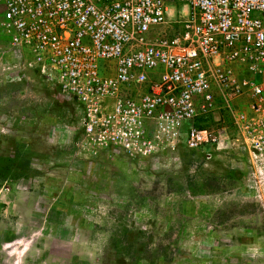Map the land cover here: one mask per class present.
Listing matches in <instances>:
<instances>
[{
    "label": "rangeland",
    "instance_id": "1",
    "mask_svg": "<svg viewBox=\"0 0 264 264\" xmlns=\"http://www.w3.org/2000/svg\"><path fill=\"white\" fill-rule=\"evenodd\" d=\"M19 56L0 61V118L10 135L22 120L27 146L0 145V264H264V161L233 122L241 99L193 120L221 149L88 158L79 111Z\"/></svg>",
    "mask_w": 264,
    "mask_h": 264
},
{
    "label": "built area",
    "instance_id": "2",
    "mask_svg": "<svg viewBox=\"0 0 264 264\" xmlns=\"http://www.w3.org/2000/svg\"><path fill=\"white\" fill-rule=\"evenodd\" d=\"M8 50L79 111L85 157L226 147L193 124L221 96L264 161V0H0Z\"/></svg>",
    "mask_w": 264,
    "mask_h": 264
},
{
    "label": "crops",
    "instance_id": "3",
    "mask_svg": "<svg viewBox=\"0 0 264 264\" xmlns=\"http://www.w3.org/2000/svg\"><path fill=\"white\" fill-rule=\"evenodd\" d=\"M8 117L6 116V115H1V118H0V145H1V150H2V154L1 155H3V156H6L5 154H4V152H5V149L7 148L8 149V146L12 143V142H16L17 143V148H18V150L19 149H21V148H27V146L24 144V143H22V140L20 139V126H22L21 124H22V120L21 119H17V121H16V125H17V127L15 128V132L13 131V134L11 133V135H10V130H5V123H7L8 124V119H7ZM5 143H6V147L4 146L5 145ZM9 150V149H8ZM23 152H24V150H23ZM27 152L28 153H31V156H33L34 157V155H36L35 154V152L36 151H34V149H30V151H28V149H27ZM23 156H25V155H23Z\"/></svg>",
    "mask_w": 264,
    "mask_h": 264
}]
</instances>
